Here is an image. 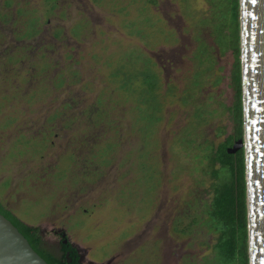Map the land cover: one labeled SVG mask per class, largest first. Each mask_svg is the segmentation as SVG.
<instances>
[{"label":"rangeland","instance_id":"374dc122","mask_svg":"<svg viewBox=\"0 0 264 264\" xmlns=\"http://www.w3.org/2000/svg\"><path fill=\"white\" fill-rule=\"evenodd\" d=\"M4 1L0 204L85 263L213 264L209 231H182L214 183L208 145L234 132L227 0Z\"/></svg>","mask_w":264,"mask_h":264},{"label":"trees","instance_id":"16d2710c","mask_svg":"<svg viewBox=\"0 0 264 264\" xmlns=\"http://www.w3.org/2000/svg\"><path fill=\"white\" fill-rule=\"evenodd\" d=\"M47 1L57 3L58 0ZM4 2L6 8L10 9L13 6V0ZM211 4L213 7L212 20L215 19L217 26L218 22L220 24L217 34L213 29L216 43L222 52L232 51L235 59L232 74L235 98L233 106L227 108L234 123V132L217 147L208 145V168L214 183L207 200L201 199L200 201L197 198L193 201L199 203V209L196 210L192 225L182 233L188 232L193 226L202 225L212 235L213 264H250L245 151L242 149L236 154L228 153V149L244 139L240 0H227L222 8L220 5L217 7L216 14L212 1ZM19 15L23 16L24 14L20 12ZM3 16L6 18L8 13ZM33 22H38V20H33ZM35 27L36 32L32 34L33 36L37 34L38 30L36 25ZM210 50L209 47L203 45L204 52L201 57L195 55L200 58H197L199 64L205 61L210 64L215 62L213 57L216 56ZM202 57L209 59H202ZM219 82L220 79L217 80V83ZM219 134L222 135L225 132L220 130ZM193 202L188 203V209L193 208ZM185 211H187L186 214L190 212V210ZM0 213L19 230L29 241L34 251L48 264H83L76 252L72 253L73 248L69 245L64 247L63 257H58L50 252L45 246L39 228L27 225L1 204ZM176 225L178 224L176 223ZM68 253H70L69 258L67 257ZM69 259H72L71 263H69Z\"/></svg>","mask_w":264,"mask_h":264},{"label":"water","instance_id":"95a60500","mask_svg":"<svg viewBox=\"0 0 264 264\" xmlns=\"http://www.w3.org/2000/svg\"><path fill=\"white\" fill-rule=\"evenodd\" d=\"M240 30L244 139L228 153L245 151L250 264H264V0H240ZM0 264H48L1 213Z\"/></svg>","mask_w":264,"mask_h":264},{"label":"flooded vegetation","instance_id":"af4514ba","mask_svg":"<svg viewBox=\"0 0 264 264\" xmlns=\"http://www.w3.org/2000/svg\"><path fill=\"white\" fill-rule=\"evenodd\" d=\"M39 28V27H38ZM37 28V29H38ZM40 233H41V236L45 242V246L46 248L52 252L53 254H56L58 257H63V254L65 253V250H64V247L69 245L73 248V252H76V255H78L79 257L80 256H85V253L84 251H82L79 247H77L76 245H74L72 243V241L70 240L69 236L66 234V232H64L63 230H52V234H53V237L55 239V241H52V240H49L46 236V232L45 231H41L40 230ZM64 235H66V237L64 238ZM64 240H69L68 244L67 245H64ZM54 246L57 248V250L54 249ZM79 248L80 249V252H78L75 247ZM70 255V253H68ZM85 262V260H84Z\"/></svg>","mask_w":264,"mask_h":264}]
</instances>
